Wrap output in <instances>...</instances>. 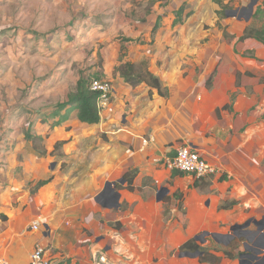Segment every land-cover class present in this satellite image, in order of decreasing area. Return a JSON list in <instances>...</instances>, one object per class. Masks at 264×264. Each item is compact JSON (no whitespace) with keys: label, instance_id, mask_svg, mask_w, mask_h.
<instances>
[{"label":"crops","instance_id":"crops-1","mask_svg":"<svg viewBox=\"0 0 264 264\" xmlns=\"http://www.w3.org/2000/svg\"><path fill=\"white\" fill-rule=\"evenodd\" d=\"M134 1L139 4L149 3V0ZM186 1L155 2L158 6L152 11L158 17H163V25L157 31L154 43L126 40L152 35V29L144 26L143 22H139L137 27L128 26L124 29L123 36L114 47V57L105 58L104 71L100 73L102 78L113 83L114 95L109 106L101 112L99 123L79 121L77 111L72 109L67 121L53 126L60 119L56 103L50 108V114L45 113L49 107L40 112L43 115L45 113V123H40V128L35 125L37 134L33 132V135L44 137L46 156L28 152L23 162L18 157L13 160L14 153L21 151L22 145L29 148L31 142L27 138L20 144L10 142L9 147L6 146L7 160H4L0 168V257L5 258L9 264H28L30 254L37 245L48 247L51 256L59 264L66 259H70L72 264H95L94 254L101 251L110 258L111 264H176L171 255L175 250L173 240L140 238L137 230L145 223L156 225L162 218L159 213L164 210L166 199L159 200L157 194L162 187L161 183L165 178L172 177V172L168 173L156 159L171 153L180 143H190L207 159L220 162L228 174L227 179L222 177L214 181L213 187L216 190L211 194L217 227H223L221 233L216 232V242H219V236H230L233 225L263 218L264 158L250 157L243 143H239L238 134L234 136L243 124V117L236 114V105H233V111H221L222 121L217 113L218 108L231 103L233 92L230 87L220 90L217 83L225 76V72L229 78L230 75L235 77L237 68L234 61L237 65L238 61L229 56L223 57L221 43H209L213 53L203 54L202 50L194 49L191 43L194 34L196 38L203 34L192 33L182 25L173 26L177 10ZM250 1L235 0L237 5H245ZM195 3L199 5L202 0H196ZM250 21L237 20V37ZM236 43H242L245 51L264 50V45L254 39L244 42L237 40ZM122 55L123 61L138 63L147 60L149 69L168 88L169 96L162 97L155 89L150 94V87L145 83L138 86L127 83L115 72ZM261 61L250 58L245 65L256 74L254 68L264 63ZM210 78H214L212 89L207 86ZM65 112L63 110L62 114ZM236 115L239 117L234 120ZM215 117L218 124L208 130L218 131L212 145L206 142L207 137L190 141L189 138L195 135L192 131L194 125L203 123L206 118ZM144 139H150L148 144L144 143ZM60 141L64 143L61 146L62 155L58 157L52 152ZM18 164H22L24 178L29 179L26 184H36L39 180L49 178L51 180L35 193L30 189L18 188L23 185L17 182ZM131 169L138 170L133 182L134 190L127 188L125 180L121 181ZM108 181H116V189L121 194L119 208L110 207L108 203V206H103L95 199ZM66 194L73 198H66ZM228 200L232 206L219 209ZM95 214L99 217L96 218ZM35 222L40 224L38 230L31 228ZM115 222L123 223L118 234L111 233L115 230L112 227ZM84 227L102 234L92 238L83 231ZM249 228L256 230L254 224ZM260 235H264V230L256 238ZM185 236L182 243L193 237L190 231ZM161 239H164L162 243ZM231 239L241 243L237 252L246 251L243 247L245 239L236 235ZM228 244L225 243V248ZM250 244L254 248L252 242ZM231 261L228 258L222 260L223 264H232ZM194 264L212 263L197 260Z\"/></svg>","mask_w":264,"mask_h":264},{"label":"rangeland","instance_id":"rangeland-1","mask_svg":"<svg viewBox=\"0 0 264 264\" xmlns=\"http://www.w3.org/2000/svg\"><path fill=\"white\" fill-rule=\"evenodd\" d=\"M195 2L196 0H187L183 4L185 6L183 22L178 25L186 27L192 33L203 34L197 38L195 34L193 35L191 43L194 49L202 50L203 54H212V45L209 43H221L223 57L229 56L238 61V65L234 61L237 68L234 72L235 77L230 75L229 78V74L225 72V76L219 79L217 85L220 90L231 88V92L233 91L231 97L234 94L233 105L238 108L236 114L243 117V124L234 136L238 134L239 143H243V148L250 157L257 156L262 159L264 158V63L262 62L264 50L250 49L255 52L256 58L262 59V63L255 66V75L246 74L249 69L245 62L250 61L251 57L243 56L244 45L236 43L238 40L236 18L227 17L229 10L242 5H237L234 0L226 8L225 17L222 18L219 13L220 6L213 0H202L199 5ZM258 3L262 5L263 2L259 0ZM157 6V3L150 6L149 3L139 4L134 0H0V168L8 154L6 146L9 147L10 142L20 144L26 139L24 136H27V133L37 134L35 125L45 123V113L50 114L52 106L68 100L69 93L75 88L81 75L96 77L100 73L103 74L105 58L114 57V47L117 40L123 36L124 29L128 26L137 27L139 22L153 29L160 17V27L163 25V17H158L152 11ZM189 13L190 15L187 16ZM175 18L177 17H174L172 24ZM254 23L260 25L264 23V18ZM147 28L146 30H149ZM150 32L152 33V30ZM156 35L154 37L151 34L144 35L140 39H144L146 43H154ZM227 53L232 56H226ZM238 71L242 72L240 86H236ZM213 79L210 78L207 82L208 87L209 82L211 83L209 89H212ZM44 108L48 109L44 115L40 114ZM237 117L239 116L236 115L233 119L237 120ZM219 120H223L222 113L219 115ZM218 122L216 117L206 118L203 123L194 125L192 131L195 135L189 138L190 141L204 140V137H207L206 142H211L212 145L218 131L208 130ZM29 142H31L29 148L22 145L21 151L14 153L13 160L14 157H18V160L23 162L28 152L39 155L32 141ZM223 144L226 145L224 142ZM24 150L27 152H23ZM61 150V147L57 148L53 155L61 156ZM170 154L166 153V155ZM160 165L170 174L173 171L161 162ZM17 171L19 177L17 182L23 183L18 188L34 189L35 184L32 182L26 184L29 179L23 176L22 164H18ZM227 176L228 174L224 173L205 179L210 184L206 187L201 185V188L194 186L197 179L191 178L188 174L165 178L161 186H168L170 193L163 197L166 203L164 210L159 213L162 218L160 217L156 225L145 223L138 228L140 238H169L175 242V250L171 253L176 260L175 263L194 264L199 260L200 255L185 256L178 250L185 235L190 231L192 238L197 236L198 240H196L201 248L220 256L222 258L220 264H223L222 260L226 258L223 251L237 253V249L241 247V243L228 235L219 236V242L211 236V233L223 231V227L220 229L217 227L216 210L211 201V194L216 190L213 184L216 179L222 177L227 179ZM198 181L200 183L202 179ZM157 189L156 185L155 190ZM65 197L73 198L67 194ZM208 200H210L209 204ZM230 202L228 200L224 204ZM179 204L182 205L180 211ZM181 211L184 212L185 217L182 216ZM112 227L115 230L111 233L118 234L123 228V223L115 222ZM83 231L93 236L92 238L102 234L95 233L87 227H84ZM252 239L257 240L255 237ZM163 241L164 239H161V243ZM226 242L233 244L225 248ZM260 246L254 247L261 248ZM238 252L242 253L241 250ZM239 260L240 256L232 261L239 264ZM232 261V264H236Z\"/></svg>","mask_w":264,"mask_h":264},{"label":"trees","instance_id":"trees-1","mask_svg":"<svg viewBox=\"0 0 264 264\" xmlns=\"http://www.w3.org/2000/svg\"><path fill=\"white\" fill-rule=\"evenodd\" d=\"M158 1H164V0H149L150 6ZM234 0H213L214 3L218 4L220 6L221 10H219V13L222 15V18L225 17V11L226 8L229 7L230 3H232ZM150 8H148V11ZM185 11V6L182 5L180 9L176 12V17L174 21V25H177L178 23L183 22V14ZM187 14V16H189ZM264 18V1L262 5H258L257 9L255 10V13L252 18L251 24H248L245 26L243 33L238 37L239 42H244L248 39H254L258 43L264 45V23L257 25L254 23V21H258L259 19ZM160 18H158L156 25L152 29V36L156 34L160 27ZM127 41H134L137 43H146V41L138 39H132V38H126ZM243 56H249L251 58H256L255 52L253 50H246L242 53ZM123 56L121 57V63L116 67L115 72L119 73L124 80L129 83L132 86H138L142 83L147 84L150 87V94H152V90H157L158 94L162 97H168L169 96V90L168 88L163 84L160 77L155 75L150 69H149V63L147 60H142L138 63L132 62V61H123ZM248 71V72H247ZM246 74L249 75H255L253 72L247 70ZM242 76V72L238 71L236 73V86H240V78ZM92 78H102V75H81L78 79L75 88L69 93L68 100L62 103H58L56 107V111L60 116V119L54 122L53 126L58 125L59 123L65 122L69 119V112L70 110H76L77 111V118L79 121L88 123V124H97L101 121V113L97 105V100L99 93L95 92L90 89V80ZM211 83L209 82V87ZM233 100H234V94L231 97V103H226L221 108L217 109L218 115H220L222 110H228L233 111ZM66 110L64 114H62V111ZM27 140L32 141L34 149L38 152L41 156L47 155V150L44 145V137L39 135H33L27 133L26 136ZM64 141L57 142L55 145V149L60 148L63 145ZM54 152V151H53ZM52 152V154H53ZM138 173L137 169H131L129 170L123 177L125 182L127 183V188L129 190H134L133 182ZM185 173L173 170L172 171V177L176 176H184ZM51 178L46 180H39L35 184V188L31 190L32 193H35L38 191L42 186L49 183ZM200 179H197L194 183L195 187H202L201 185H204L205 187L210 184V182L205 181V179H202V182L199 183ZM120 187V186H119ZM177 195V193L175 194ZM232 206V203L229 204H221L219 206V209H228ZM182 209V205L179 204V211ZM181 214L183 217L186 215L184 212L181 211ZM233 244L231 242L228 245ZM237 248V247H236ZM178 250L180 252H201V255L199 256V261L201 263L204 262H210L212 264H220L221 257L215 255L213 252H210L208 249H202L200 244L197 242L195 238H190L187 241L183 242ZM224 256L228 259H236L239 256V252L235 253L233 251L225 250L223 251ZM61 264H72L70 259H66L64 262H61Z\"/></svg>","mask_w":264,"mask_h":264},{"label":"built area","instance_id":"built-area-1","mask_svg":"<svg viewBox=\"0 0 264 264\" xmlns=\"http://www.w3.org/2000/svg\"><path fill=\"white\" fill-rule=\"evenodd\" d=\"M90 89L98 92L97 105L100 113L103 112L111 103L114 95L113 83L105 78H92L90 80ZM150 141L144 139V143ZM170 155L156 159L158 163H163L170 170H178L188 174L195 179H211L226 173L225 168L220 162H213L207 159L200 150L193 147L190 143H180L171 150ZM40 224L35 222L31 228L38 230ZM95 264H111V260L104 253L96 252L93 257ZM0 264H9V262L0 257ZM28 264H59L52 256L50 249L45 246L37 245L30 254Z\"/></svg>","mask_w":264,"mask_h":264},{"label":"water","instance_id":"water-1","mask_svg":"<svg viewBox=\"0 0 264 264\" xmlns=\"http://www.w3.org/2000/svg\"><path fill=\"white\" fill-rule=\"evenodd\" d=\"M259 0H251L248 4L242 5L240 7H237L235 9L229 10L227 12V17H233L236 18L237 20L240 21H246L249 22L255 13L256 7L259 5ZM124 182V179L121 180ZM169 193V188L166 186H162L157 194V198L161 200L164 195ZM120 198L121 194L120 192L116 189V181H108L106 182L104 189L101 191L100 194L97 195L95 198L96 201L100 204H103V206H109L114 207V208H119L120 207ZM106 203H103V202ZM108 203V204H107ZM251 224H254L256 226V230H251L249 227ZM240 229L242 230L240 233L237 232V230ZM264 230V216L261 220L257 219H251L246 221L243 224H235L230 228V237L233 238L235 235L240 238V239H245V242H243L245 252L240 253V260L239 263L242 264L241 258L243 256H248L250 258V263L249 264H264V244L261 242H264V236L260 235L257 237V240L254 241L252 237L256 238V235L260 231ZM208 233V232H206ZM211 236L213 238L217 237L216 233H211ZM195 239L198 240L197 236H195ZM252 242L253 246H259L261 248H253L251 247L250 243ZM261 243V244H260ZM182 255L185 256H198L201 255V252H182ZM263 255V256H262Z\"/></svg>","mask_w":264,"mask_h":264},{"label":"flooded vegetation","instance_id":"flooded-vegetation-1","mask_svg":"<svg viewBox=\"0 0 264 264\" xmlns=\"http://www.w3.org/2000/svg\"><path fill=\"white\" fill-rule=\"evenodd\" d=\"M242 230L238 229L237 232L240 233ZM257 236V235H256ZM264 236V235H263ZM264 238V237H263ZM242 264H249L250 263V258L248 256H243L241 258ZM240 264V263H239Z\"/></svg>","mask_w":264,"mask_h":264}]
</instances>
